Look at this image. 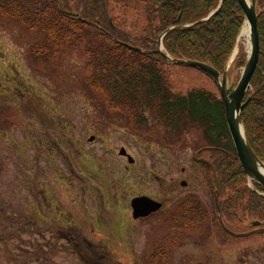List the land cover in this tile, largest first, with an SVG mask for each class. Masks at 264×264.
Returning <instances> with one entry per match:
<instances>
[{
  "label": "rangeland",
  "instance_id": "374dc122",
  "mask_svg": "<svg viewBox=\"0 0 264 264\" xmlns=\"http://www.w3.org/2000/svg\"><path fill=\"white\" fill-rule=\"evenodd\" d=\"M111 13L118 19L137 12L116 4ZM38 38L18 20L0 18V264H148L150 241L168 238L172 227L166 218L135 221L130 201L170 188L176 202L194 192L212 212L203 223L211 237L203 227L185 226L182 239L191 241L178 250L177 262L192 255L193 264H264V235L222 250L213 243L225 236L212 230L214 173L194 158L207 146L202 129L190 127L177 141L151 119L135 127L90 87L82 48L42 61L31 49ZM249 50L243 37L230 59L235 83L243 70L236 60ZM167 70L176 93L203 88L219 95L198 68ZM202 241L212 252L185 253Z\"/></svg>",
  "mask_w": 264,
  "mask_h": 264
},
{
  "label": "trees",
  "instance_id": "16d2710c",
  "mask_svg": "<svg viewBox=\"0 0 264 264\" xmlns=\"http://www.w3.org/2000/svg\"><path fill=\"white\" fill-rule=\"evenodd\" d=\"M0 0V18H14L38 40L32 46L36 59L54 62L80 48L90 87L110 111L125 114L137 128L151 119L166 138L177 141L190 127L202 129L207 146L199 153L215 167L211 191L214 226L228 238L224 224L246 232L254 221L264 225V187L249 178L229 133L225 105L220 96L203 88L176 93L168 67L173 65L159 52L163 36L165 50L176 58L193 59L225 70L245 23L238 0ZM258 20L260 56L247 96L251 100L242 113L247 139L264 161V0ZM133 7L130 17L116 18L113 5ZM172 28V29H170ZM246 56L236 60L243 67ZM210 171L212 167L205 164ZM218 197V203L215 198ZM219 206L220 212L217 210ZM178 223L197 230L212 212L191 195L176 212ZM220 215V216H219ZM224 238V237H223ZM245 239V238H243ZM242 240V239H240Z\"/></svg>",
  "mask_w": 264,
  "mask_h": 264
},
{
  "label": "water",
  "instance_id": "95a60500",
  "mask_svg": "<svg viewBox=\"0 0 264 264\" xmlns=\"http://www.w3.org/2000/svg\"><path fill=\"white\" fill-rule=\"evenodd\" d=\"M225 0H220V3L216 9L210 12V14L202 19L201 21L208 20L213 15H215L222 7ZM244 13H245V23L249 25V41L250 50L243 66L242 73L240 75L237 83L231 80L230 69L231 62L229 60L225 70L221 73L211 64L200 62L193 59L187 58H176L170 55L163 45V35L159 40V52L171 63L181 64L186 66H191L200 69L205 74H207L216 83L219 96L224 102L226 110V121L229 129L230 136L232 138L233 144L235 146L236 152L240 159V162L248 176V178L262 187H264V161L261 160L257 154L252 149L246 135V131L243 124L242 113L245 107L251 100V96H247L248 91L251 87V79L257 69L259 56H260V38L258 30V20L262 13L257 7L256 0H238ZM172 29V28H170ZM239 39L237 40L238 43ZM235 50L232 54L234 56ZM231 56V58H232ZM230 58V59H231ZM90 140H94L91 137ZM120 153L128 157L129 162H133L134 159L130 154L127 153L125 148H121ZM209 163L208 160H203ZM211 164V163H210ZM216 182L218 183L216 169L211 164ZM216 200H218L216 198ZM163 204L158 202L148 196H137L132 199L131 207L133 210V216L135 218L145 217L151 213L161 209ZM220 212L219 206L217 207ZM221 223L225 229L232 235L236 237H247L252 234H264V227H259L258 229L251 230L248 232L238 233L229 230L224 224L221 216L219 217ZM254 225H260L259 221L253 222Z\"/></svg>",
  "mask_w": 264,
  "mask_h": 264
},
{
  "label": "flooded vegetation",
  "instance_id": "af4514ba",
  "mask_svg": "<svg viewBox=\"0 0 264 264\" xmlns=\"http://www.w3.org/2000/svg\"><path fill=\"white\" fill-rule=\"evenodd\" d=\"M122 156H126V155H122ZM194 158L196 161H198L200 163L209 165L208 163L203 161V160H208V159L205 158L203 155H201L199 153V150L197 153H195ZM129 163H131V162H129ZM132 163H134V161ZM183 171H185V169H183ZM197 177L201 178L200 175H197ZM157 178H160V177L157 176ZM182 185H186V181H182ZM173 190H174L173 188H170L169 190H164L163 194L159 193V195L150 194V193H142V194L133 196V198H135L137 196H148V197H150V198H152L158 202H161L163 204L161 209H159L158 211H155V212H153L150 215L145 216V217L135 218L133 216V210H132V218L135 221L145 222V221L151 220L152 218L154 219L156 217L159 218V221L160 220L162 221L163 219L166 218L170 222V226L172 227V228H170L171 231H169V232H171V233L168 234V238L166 236L165 238L162 237V238H158L156 240L150 241V250H149V254L146 257V262L148 264H193V263H191L192 260L190 258H188L192 255L180 258V260L177 262L178 250L183 246V244L185 242L191 241V238L187 237V238L182 239V237H184L185 235L188 236L186 231L189 229L187 227H185L186 225H184L183 223H178V214L176 212L178 211L180 206L186 200H188L189 196H191L195 193L194 192L187 193L184 196H182L181 200L176 202V200L178 199L177 198L178 196H177V193L174 192ZM216 198L218 199L217 196H216ZM216 198H215V201L217 203ZM132 199H131V201H132ZM131 201H130V204H131ZM218 219L220 220V218H218ZM221 225H222L223 231L226 234H228V238L224 237L222 240L221 239L220 240H217V239L213 240V243L215 242L216 245L218 246V248H220L221 250L225 249V247H234L237 244H240V239L248 238V237H252V236H256V235H264V234H252V235H249L247 237H236V236L230 234L225 229V227L223 226L222 223H221ZM252 226L253 227H251L247 231L255 230V229H258L259 227H264L263 224L258 225V226H256V225H252ZM214 228H215V226L212 227V230H214ZM227 228L233 232H236L229 227H227ZM203 229H201V230L204 233H206V236L211 237L212 232L210 231V229L209 228L207 229L204 227H203ZM199 239L200 240H198V242L201 241L202 238H199ZM205 239L206 240H204V241H206L207 243L210 241L209 238H205ZM192 241H194V240H192ZM205 243H203V241H202L200 244H197V249L196 248H190V249H187L185 251V253L187 255H189L188 252H192L193 254H195L196 252H205V250L207 248H208V253L212 252V249L210 247H208L209 244H207V243L205 244ZM203 245H204V247H203ZM79 255H80L81 259L85 258V257H83L82 254H79ZM209 258L210 257H207V260H209ZM142 260H143V258H142ZM91 264H97V261L92 260Z\"/></svg>",
  "mask_w": 264,
  "mask_h": 264
},
{
  "label": "bare ground",
  "instance_id": "6f19581e",
  "mask_svg": "<svg viewBox=\"0 0 264 264\" xmlns=\"http://www.w3.org/2000/svg\"><path fill=\"white\" fill-rule=\"evenodd\" d=\"M249 1V0H247ZM206 18V17H205ZM204 19V18H203ZM164 36V35H163ZM243 37H247L249 38V25L247 23H244L240 33H239V36H238V39L239 41L243 38ZM237 39V40H238ZM241 68V67H240Z\"/></svg>",
  "mask_w": 264,
  "mask_h": 264
}]
</instances>
